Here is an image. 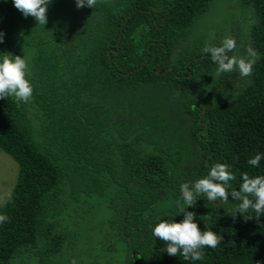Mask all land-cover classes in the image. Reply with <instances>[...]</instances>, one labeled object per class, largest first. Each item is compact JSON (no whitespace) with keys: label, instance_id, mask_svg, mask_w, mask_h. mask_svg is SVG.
<instances>
[{"label":"trees","instance_id":"16d2710c","mask_svg":"<svg viewBox=\"0 0 264 264\" xmlns=\"http://www.w3.org/2000/svg\"><path fill=\"white\" fill-rule=\"evenodd\" d=\"M219 1L52 0L43 27L0 0V55H23L33 86L28 103L0 99V150L18 164L0 264H264V216L234 218L230 194L187 208L222 235L202 260L151 234L211 166H229V192L264 175L248 163L264 153V0H225L222 15ZM229 36L230 56L257 52L251 75H217L204 49Z\"/></svg>","mask_w":264,"mask_h":264},{"label":"clouds","instance_id":"9594fccd","mask_svg":"<svg viewBox=\"0 0 264 264\" xmlns=\"http://www.w3.org/2000/svg\"><path fill=\"white\" fill-rule=\"evenodd\" d=\"M11 2L25 17L31 16L36 24L43 27L46 25V13L52 0H11ZM96 4L97 0H75L78 9L82 7L93 9ZM4 36V32L0 30V44L4 43ZM236 48L237 42L230 36L225 37L219 46L205 47L204 51L210 54L212 61L217 65V75L232 71H238L242 77L251 75L253 65L259 58L257 52L249 47L246 56H230L229 53ZM7 53L0 55V99L12 96L18 101L28 103L33 95V86L28 79L30 73L28 61L23 55ZM262 159L264 153H256L248 163L258 167ZM234 179L235 176L228 165L217 163L209 168L206 175L181 185L180 199L183 206L179 207L178 212L171 214L172 218L160 219L151 227L152 237L166 243L164 251L168 255L177 257L179 254L185 261H200L203 259L202 249L205 247L214 249L222 240V235L212 228H205L202 231L196 222V213L187 210L188 207L195 205L197 197L206 199L208 203L217 200L219 203H227L230 194L232 200L240 201L230 213L234 218L237 213L244 216L249 210L257 219L264 216V175L249 176L244 173L239 191L229 192V182ZM178 214H182V219L179 221L174 218ZM9 220L10 217L0 213V224Z\"/></svg>","mask_w":264,"mask_h":264},{"label":"rangeland","instance_id":"374dc122","mask_svg":"<svg viewBox=\"0 0 264 264\" xmlns=\"http://www.w3.org/2000/svg\"><path fill=\"white\" fill-rule=\"evenodd\" d=\"M229 2L221 0L215 5L213 12L216 14H224L230 10ZM207 20H201L196 26V35L201 36L202 30L206 27ZM211 31V30H210ZM194 37H197L194 35ZM18 175L17 162L5 151L0 150V205L6 200L11 193Z\"/></svg>","mask_w":264,"mask_h":264},{"label":"flooded vegetation","instance_id":"af4514ba","mask_svg":"<svg viewBox=\"0 0 264 264\" xmlns=\"http://www.w3.org/2000/svg\"><path fill=\"white\" fill-rule=\"evenodd\" d=\"M159 70H157V72H158Z\"/></svg>","mask_w":264,"mask_h":264}]
</instances>
